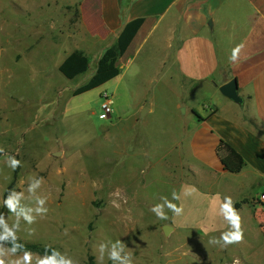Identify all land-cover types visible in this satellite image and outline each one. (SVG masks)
<instances>
[{"label": "rangeland", "instance_id": "rangeland-1", "mask_svg": "<svg viewBox=\"0 0 264 264\" xmlns=\"http://www.w3.org/2000/svg\"><path fill=\"white\" fill-rule=\"evenodd\" d=\"M82 2L0 0V147L22 162L13 189L26 190L29 176L43 177L37 194L48 198L44 218L31 226L21 221L20 240L50 245L76 264H97L96 246L116 240L132 250L135 264H264V225L257 227L250 205L236 208L242 244L209 243L228 229L216 214L220 199L184 166L188 151L176 148L194 119L187 105H178L198 107L203 90L191 96L173 65L161 70L154 40L121 76L73 95L98 63L92 52L86 73L68 80L59 71L82 43ZM106 94L113 101L110 118L101 109ZM142 107L152 108L143 118ZM197 110L205 114L202 106ZM15 171L0 155V212L9 223L14 217L2 202ZM173 191L183 214L166 209L169 219H158L149 209L161 196L171 200ZM224 194L240 201L238 191ZM164 225L174 227L169 236ZM104 264L112 262L105 257Z\"/></svg>", "mask_w": 264, "mask_h": 264}, {"label": "crops", "instance_id": "crops-1", "mask_svg": "<svg viewBox=\"0 0 264 264\" xmlns=\"http://www.w3.org/2000/svg\"><path fill=\"white\" fill-rule=\"evenodd\" d=\"M79 10L82 43L76 50L88 57L97 53V61L129 22L145 19L118 61L121 75L154 40L161 70L173 65L191 96L203 90L198 107L205 114L195 104L178 105V110L187 105L194 117L176 144L188 151L184 166L200 175L205 191L221 198L238 191L235 207L250 205L256 224L264 225L259 199L264 193V0H83ZM241 43L239 61L233 63L231 50ZM231 80L237 81L242 102L221 94L220 87ZM151 111L148 107L147 114Z\"/></svg>", "mask_w": 264, "mask_h": 264}, {"label": "clouds", "instance_id": "clouds-1", "mask_svg": "<svg viewBox=\"0 0 264 264\" xmlns=\"http://www.w3.org/2000/svg\"><path fill=\"white\" fill-rule=\"evenodd\" d=\"M243 43L237 44L231 50L230 61L236 63L239 61L240 53L243 49ZM0 155H4L5 163L9 168L15 171L21 166V161L14 155L5 153L4 148L0 147ZM43 177L29 176L28 186L24 191L9 189L6 197L3 198L2 206L7 210L11 217H14L12 223H9L10 217L5 212H0V264H76V261L66 252L45 246L43 255L33 253L25 248L20 242L18 232L21 230V221L26 225H33L37 218H44L47 215L46 207L47 197L38 195V189L43 184ZM27 193V195L25 194ZM185 195L190 193L185 192ZM220 203L217 206L216 214L227 224L228 229L222 231L219 237H212L209 243L219 245L222 249L229 245L242 244L245 239L242 216L235 207V202L231 196L219 197ZM180 200V195L173 191L172 199L166 196L160 197V202L152 205L149 209L158 219H169L166 209L174 216H181L184 212L183 206L173 203ZM29 234L34 233L35 229L28 228ZM67 234V230H65ZM97 264H104L105 257L112 264H135L132 250L121 240L115 242H101L96 246ZM233 264H240L238 259Z\"/></svg>", "mask_w": 264, "mask_h": 264}, {"label": "trees", "instance_id": "trees-1", "mask_svg": "<svg viewBox=\"0 0 264 264\" xmlns=\"http://www.w3.org/2000/svg\"><path fill=\"white\" fill-rule=\"evenodd\" d=\"M144 22V18H138L129 22L124 27L123 31L118 37L117 42L112 47L108 48L98 60L96 72L86 84L75 89L73 94L74 96H78L98 88L121 75V68L118 66V61L126 53ZM90 63V58L83 51L75 50L59 66V71L68 80H73L76 77L86 73L89 70ZM195 114L198 115L196 111ZM17 173L18 168L15 171L14 180L8 187V190L13 189L16 182ZM8 190L6 191L4 197H6ZM236 208H239V204L236 205ZM20 242L25 245L27 250L39 255H43L46 245L22 240H20Z\"/></svg>", "mask_w": 264, "mask_h": 264}, {"label": "water", "instance_id": "water-1", "mask_svg": "<svg viewBox=\"0 0 264 264\" xmlns=\"http://www.w3.org/2000/svg\"><path fill=\"white\" fill-rule=\"evenodd\" d=\"M209 25L211 26V22L209 23ZM220 92L223 96H225L226 98L234 101V102H242L241 97H239V93H238V84L236 80H231L228 83H226L225 85L220 87ZM148 112L147 108H144L141 114V118H143ZM61 152H57L55 153V156H60ZM163 232L166 236H169L170 233L173 231L174 227L169 226V225H164L163 226Z\"/></svg>", "mask_w": 264, "mask_h": 264}, {"label": "built area", "instance_id": "built-area-1", "mask_svg": "<svg viewBox=\"0 0 264 264\" xmlns=\"http://www.w3.org/2000/svg\"><path fill=\"white\" fill-rule=\"evenodd\" d=\"M105 102H103L102 106H101V109H102V112H103V117L104 118H110V116L113 114V101L112 99L110 98L109 95H105ZM260 201L262 203H264V193H262L259 197Z\"/></svg>", "mask_w": 264, "mask_h": 264}]
</instances>
